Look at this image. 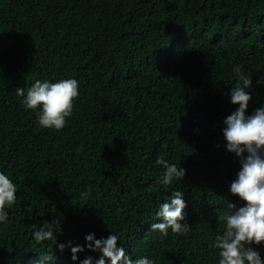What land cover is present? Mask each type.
<instances>
[{
  "label": "trees",
  "instance_id": "16d2710c",
  "mask_svg": "<svg viewBox=\"0 0 264 264\" xmlns=\"http://www.w3.org/2000/svg\"><path fill=\"white\" fill-rule=\"evenodd\" d=\"M235 65L252 79L251 114L264 105V0H0V170L18 186L0 264L100 257L85 248L74 262L69 248L37 244L32 232L53 220L58 244L114 232L132 259L218 264V217L243 204L222 135L238 107ZM62 78L79 81L73 115L42 129L16 91ZM161 156L186 170L180 184L156 183ZM177 188L190 230L162 237L150 227ZM251 247L264 259V242Z\"/></svg>",
  "mask_w": 264,
  "mask_h": 264
},
{
  "label": "clouds",
  "instance_id": "9594fccd",
  "mask_svg": "<svg viewBox=\"0 0 264 264\" xmlns=\"http://www.w3.org/2000/svg\"><path fill=\"white\" fill-rule=\"evenodd\" d=\"M233 72L236 82L228 95L230 103L238 107L223 120L222 135L226 151L239 158L240 166L229 192L243 204H229L230 211L218 217L224 222L225 230L215 236L212 247L219 250L218 264H264L260 253L251 247L264 242V105L246 114L252 99V79L250 74L242 72L239 65L233 67ZM79 87V81L75 78H62L55 82L37 80L26 94L24 89H18L16 94L22 97L25 110L36 113L38 127L60 131L73 115L74 102L80 95ZM156 163L163 169L162 177L156 181L158 185L180 184L186 175L183 167L169 163L163 156ZM17 191L18 186L9 174L0 170V225L10 222L8 209L16 203ZM90 195L91 189H88L80 197L87 200ZM185 208L183 192L177 188L159 205L155 213L159 222L152 223L150 230L162 237H167L169 231L175 235L187 233L190 227L185 222ZM55 225L59 226L58 220L44 222L32 232V238L37 244L52 241L60 252L69 248L74 262L78 259L77 254L87 248L100 253V257L94 261L93 257L88 256L80 264H106V260L110 264H154V260L147 256L132 259L123 246H117L120 238L114 232L100 239L90 233L84 237V246L73 247L72 241L58 244L53 230Z\"/></svg>",
  "mask_w": 264,
  "mask_h": 264
}]
</instances>
